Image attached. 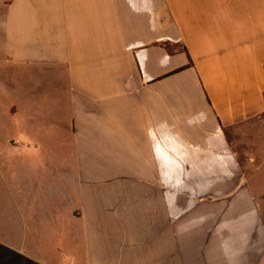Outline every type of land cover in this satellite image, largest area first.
Here are the masks:
<instances>
[{
  "label": "crops",
  "instance_id": "0c3cea01",
  "mask_svg": "<svg viewBox=\"0 0 264 264\" xmlns=\"http://www.w3.org/2000/svg\"><path fill=\"white\" fill-rule=\"evenodd\" d=\"M1 97L0 264H264V0H0Z\"/></svg>",
  "mask_w": 264,
  "mask_h": 264
},
{
  "label": "rangeland",
  "instance_id": "374dc122",
  "mask_svg": "<svg viewBox=\"0 0 264 264\" xmlns=\"http://www.w3.org/2000/svg\"><path fill=\"white\" fill-rule=\"evenodd\" d=\"M2 82V81H1ZM7 84V83H5ZM7 92H8V89H7ZM7 97V96H6ZM6 97H1L0 98V104H1V107L2 109L1 110H4L6 106H8V100ZM3 125H5V122L3 123ZM3 125H0L2 128H3ZM6 126V125H5ZM6 128V127H5ZM0 153H2L3 157L1 156V159H6V155L8 156V151L7 150H3L1 151Z\"/></svg>",
  "mask_w": 264,
  "mask_h": 264
}]
</instances>
